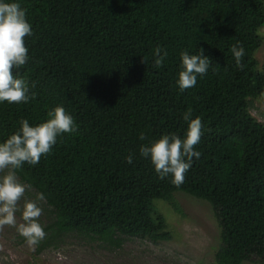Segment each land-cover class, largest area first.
Listing matches in <instances>:
<instances>
[{"label":"trees","instance_id":"obj_1","mask_svg":"<svg viewBox=\"0 0 264 264\" xmlns=\"http://www.w3.org/2000/svg\"><path fill=\"white\" fill-rule=\"evenodd\" d=\"M32 25L26 64L11 69L29 86L28 102L0 103V141L47 119L62 104L76 130L57 138L36 165L17 170L46 197L45 238L67 233L120 245L125 236L171 240L158 202L183 209L186 192L209 202L221 227L217 264L264 263V124L250 113L264 93L256 51L264 0H20ZM245 50L237 68L231 47ZM167 51L157 66L153 51ZM204 49L210 67L181 92L180 52ZM34 94V95H33ZM202 120L200 142L180 186L161 179L139 146L175 132L182 113ZM143 133L144 139H140ZM134 154L133 163L125 157ZM25 239V238H24Z\"/></svg>","mask_w":264,"mask_h":264},{"label":"clouds","instance_id":"obj_2","mask_svg":"<svg viewBox=\"0 0 264 264\" xmlns=\"http://www.w3.org/2000/svg\"><path fill=\"white\" fill-rule=\"evenodd\" d=\"M32 35V25L27 19L26 9L20 0H0V103L28 102L31 98L27 82L19 75L14 76L11 69L28 61V48L25 37ZM231 52L237 68H242L245 50L237 42ZM167 51L157 46L153 51L157 66L163 63ZM211 59L204 49L196 53L188 50L180 52V65L175 80L183 92L197 83V76H203L210 67ZM34 95V94H33ZM186 122L183 135L175 132L161 134L147 144L139 146V154L150 159L159 178L171 177V183L180 186L184 174L193 163V157L201 156L194 146L200 142L202 120L193 117L191 110L182 113ZM76 130L74 117L62 104L54 105L47 112V119L30 124L28 119L20 120V127L6 139L0 141V226L10 225L17 229L20 236L29 244H38L45 238L44 226L39 222L43 208L39 201L46 197L37 193L34 199L26 197L31 187L17 177V170L25 163L36 165L42 155L51 152L57 138ZM140 139H144L143 133ZM134 154L129 153L125 160L133 163ZM6 170V171H5ZM24 198L22 209L18 202ZM20 211L22 222L17 223L16 212Z\"/></svg>","mask_w":264,"mask_h":264},{"label":"rangeland","instance_id":"obj_3","mask_svg":"<svg viewBox=\"0 0 264 264\" xmlns=\"http://www.w3.org/2000/svg\"><path fill=\"white\" fill-rule=\"evenodd\" d=\"M259 33L263 40L256 58L259 69L264 72V26ZM252 101L250 113L264 124V93ZM37 193L30 187L26 197L34 199ZM175 197L183 214L166 201L158 202L172 231L171 240L125 236L120 245L111 246L88 235L67 233L39 253L36 244H29L15 227L3 225L0 226V264H217L215 255L221 243V227L212 205L182 191L176 192ZM23 202L24 198L18 202L21 209ZM38 203L43 208L39 217L43 224L48 220V206L45 200ZM16 220L22 222L20 211L16 212ZM244 264L264 263L247 261Z\"/></svg>","mask_w":264,"mask_h":264}]
</instances>
